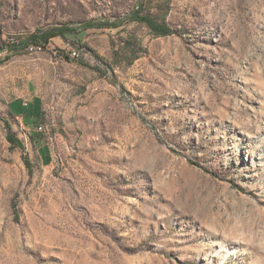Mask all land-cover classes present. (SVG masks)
Here are the masks:
<instances>
[{"label": "rangeland", "instance_id": "1", "mask_svg": "<svg viewBox=\"0 0 264 264\" xmlns=\"http://www.w3.org/2000/svg\"><path fill=\"white\" fill-rule=\"evenodd\" d=\"M140 3L174 32L81 30ZM0 264H264V0H0Z\"/></svg>", "mask_w": 264, "mask_h": 264}, {"label": "trees", "instance_id": "2", "mask_svg": "<svg viewBox=\"0 0 264 264\" xmlns=\"http://www.w3.org/2000/svg\"><path fill=\"white\" fill-rule=\"evenodd\" d=\"M126 22L142 23L155 36L171 35L174 32V30L163 20V16L152 14L149 12V10L144 11L143 3L138 4L134 9H132L126 15L125 21H122V22L102 21L99 23H94L92 21H89L82 25L81 30H86L92 27L116 28V27L122 26ZM76 34H78V31L66 25H58L51 29L33 31V32L28 33L26 36L17 39L15 42H11L10 44H8L6 46L7 52L4 55V57L9 58L12 54H18L24 49L29 48V47L45 49L54 37H57V36L64 37L65 35H76ZM136 46H139V44L136 43L134 38H132L131 36H128L123 41V47L126 52L133 51V49ZM41 117L42 116H39V118ZM2 121L6 129L7 140L10 142L12 146L22 148L23 147L22 142L18 138H16V136L12 132L11 126L8 122V116L2 115ZM33 123L36 124L37 120L35 119ZM36 137L40 138V135H36ZM23 160L26 166L28 167L29 161L27 160V158L24 157Z\"/></svg>", "mask_w": 264, "mask_h": 264}, {"label": "crops", "instance_id": "3", "mask_svg": "<svg viewBox=\"0 0 264 264\" xmlns=\"http://www.w3.org/2000/svg\"><path fill=\"white\" fill-rule=\"evenodd\" d=\"M41 110V100L38 99L37 96H33L31 100H25L22 98L13 99L7 102L6 109L2 110L4 111L3 115L14 118L20 125H22V128L31 138L32 144L36 149L38 157L40 158L43 157V154H45L43 153L45 150L43 137L37 129V127L42 123V118H39V116H42ZM35 119L37 120L36 124L33 123ZM36 135H40V138H37Z\"/></svg>", "mask_w": 264, "mask_h": 264}, {"label": "built area", "instance_id": "4", "mask_svg": "<svg viewBox=\"0 0 264 264\" xmlns=\"http://www.w3.org/2000/svg\"><path fill=\"white\" fill-rule=\"evenodd\" d=\"M69 56L75 57V56H77V52L75 50H71V52L69 53ZM41 128H42L41 125H39L37 127V129H41Z\"/></svg>", "mask_w": 264, "mask_h": 264}]
</instances>
